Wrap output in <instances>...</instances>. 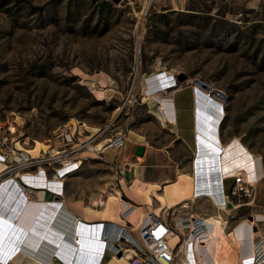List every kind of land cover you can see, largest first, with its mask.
I'll return each instance as SVG.
<instances>
[{"label": "rangeland", "instance_id": "374dc122", "mask_svg": "<svg viewBox=\"0 0 264 264\" xmlns=\"http://www.w3.org/2000/svg\"><path fill=\"white\" fill-rule=\"evenodd\" d=\"M164 71L180 88L164 93L174 100L177 128L142 89L149 75ZM196 88L224 111L223 145L250 152L264 172V0H0V138L34 157L40 142L48 145L45 156L71 149L81 168L70 175L94 177L107 194L117 181L115 158L105 154L110 148L98 154L78 144L101 145L122 130L129 149L141 141L165 162L167 167L153 166L152 176L191 173ZM64 131L71 135L68 145ZM240 176L248 183L237 194L229 193L233 177L224 179L233 206L217 208L198 197L159 215L171 225L207 215L201 217L219 225L224 220L227 231L236 219L249 220L254 198H264V175L253 184ZM121 182L129 194L130 185ZM187 186V180L167 186L166 199L178 198V187ZM239 203L244 205L234 206ZM184 251L176 247V264L184 261Z\"/></svg>", "mask_w": 264, "mask_h": 264}, {"label": "crops", "instance_id": "0c3cea01", "mask_svg": "<svg viewBox=\"0 0 264 264\" xmlns=\"http://www.w3.org/2000/svg\"><path fill=\"white\" fill-rule=\"evenodd\" d=\"M178 90H180V88L176 91ZM172 102L174 104L173 99ZM167 106L169 107V104ZM171 125L177 128V112L175 114V125ZM143 144L144 143L141 141H134L129 149L130 145L125 143L123 149L120 150L122 155L131 157L134 164L139 165L134 169H132V166L126 171L123 177L125 184L136 187L140 189L141 192L142 188H144L143 183L157 184L159 187L156 191L158 192H161L162 189H166L169 185L177 184L178 186V177L185 172H177L174 179L169 178L163 180L160 178L158 179L155 175L152 176L151 172H153V166L164 165L165 162L163 159L160 162L156 161L147 146H144V153L142 156L135 155V147ZM227 147L228 145H226V148ZM107 152L112 153V157L105 155L108 157V160L116 157L117 152L115 150L108 149L105 151V154ZM230 153V158L225 161L224 166H221L223 177L231 176L240 170L244 178L254 180L255 183L264 175L260 163L258 166L256 163L257 159H255L250 152H246L245 149L239 148L237 151H230ZM165 155L166 154H164L162 158H164ZM137 156H139V160L136 159ZM230 161H233L234 166H231L232 162ZM163 167L167 166L164 165ZM1 169L2 164L0 163V170ZM77 172H79V170ZM190 183L191 182L188 181V186L183 191H180L178 187V198L167 200L166 194L162 195V197L165 201H173L176 203L178 200L180 201V199L188 196L190 192ZM110 184H112L110 188L114 190L113 192H115V186L118 187V191H120L124 201L135 203V205L139 207V210L135 208V210L126 217L127 221L130 222L133 227L140 221L142 217L140 214L143 211H152L153 208L160 204L155 193L152 192L153 190L150 193L152 201L147 202L145 198L141 196V192L137 196L129 195L124 190L122 182L118 183L114 180L111 181ZM222 187L224 190L223 178ZM12 190L14 191V197L5 195L4 201H2L3 195L0 196V204H2L0 205V214L5 223L3 224L4 226L2 225V229L5 228V230L9 231V229L15 225L16 229L14 230L20 233V238L17 239L15 234L13 238V240L16 238L14 240L15 242H12L17 247L21 246L24 247V249H16V252L14 251L13 253V257L7 264H72L75 258H77L76 264H130L124 257L115 256L118 254L115 253L114 246H111L109 243H104L106 232H114L117 226L123 221L120 214L122 204L120 202L116 206V209L114 207L112 216H105L104 210L108 194L105 193V185H102L99 180L97 181L94 177L85 178L80 175H67L64 178V193L62 196H58L57 199L48 192H34V196L37 199H43L45 201V205L37 210L31 209L32 207L30 208L29 205L25 204L21 210L17 212L19 210L17 206H12L11 204L15 199L10 201L11 205H8V199L16 198L18 195L15 187H13ZM153 199L156 200V205H154ZM186 201L188 203L190 200L186 199ZM255 201L254 198L252 200L254 205L252 210H250L251 214L248 215L252 219L246 220L243 217L236 219L226 231V233L231 231L230 234H226L225 231L219 233L224 223V220H221L220 230L217 233L219 237L217 238L216 236V240L213 242L215 244L213 255L218 261V264H241V259L250 257L254 254L257 238H262V240H264V198L259 195L256 203ZM239 205H244V203H239L234 206L239 207ZM28 206L30 208V213L26 212L28 214L24 215L28 217V220H24L23 224H21L19 220H21ZM2 207L4 210H2ZM5 207H8V210H6ZM167 209L165 211H167ZM200 216L207 215H199L196 213L191 215L190 218H198ZM92 224L95 225L91 226ZM101 224L103 232L105 233V235L103 233L102 237L100 233ZM210 225L212 227V224ZM223 235L224 237H222ZM73 237L79 238L77 245L73 241ZM75 245L77 247H75ZM258 264H264V261Z\"/></svg>", "mask_w": 264, "mask_h": 264}, {"label": "bare ground", "instance_id": "6f19581e", "mask_svg": "<svg viewBox=\"0 0 264 264\" xmlns=\"http://www.w3.org/2000/svg\"><path fill=\"white\" fill-rule=\"evenodd\" d=\"M144 83L145 84H143L142 89L143 90L147 89V93H145L146 95L145 97L155 99V101L158 104L160 115L162 114L161 117L165 120V122L169 123L170 121H174L176 111L174 108V104L172 102L171 95L164 93L166 91H170V89L173 90L179 89L176 79L172 75H170L169 72L164 71L162 73L156 72L149 75L145 79ZM177 86L178 88H176ZM194 97H195L194 122H195L196 142H195V149L193 151V160L191 163V174L184 173V174H180L178 177V182L182 180H187L191 182L189 186L190 192L188 196L180 199V201L178 200V202L175 203L173 201L164 200L162 195L166 194L167 192L165 189H162L161 192L156 191V189L159 187L157 184L143 183L144 188H142V192L140 189L133 186H129L128 188L130 195L137 196L141 192L142 193L141 196H143L145 200H150L151 199L150 193L152 190H155L156 198L160 201V204L157 207H155L153 211H149V212H152L156 216H159V214H161L162 211H165L168 207L175 206L180 203L187 204V202H185L186 199L190 201H194L195 198L198 197H207L213 202V204L217 208H223V204H228V202H230L229 197L226 195V193L223 192L224 191L222 187L223 174L221 173V166H224L225 161L228 159V158L226 160L224 159V154L228 152L230 153V149L232 150V148L230 147L226 148L223 145L220 137V125L223 120L224 111L220 112V107H218L220 105L216 103L214 100L210 99L207 96V93L203 91V89L201 90L199 88H196V94L194 95ZM168 104L169 107L167 106ZM119 110L120 109H116L115 113L119 112ZM88 146H89L88 149H95L99 147L100 144L99 145L88 144ZM46 147H48L46 143L40 142L39 145L36 146V148H34V150L39 154H41L42 150L46 151ZM18 149L22 150V148H18ZM61 153H63V150L53 152V154L55 155ZM23 154L25 156L28 155V153H26L24 150H23ZM29 156L34 157L30 154ZM229 156H231V154H229ZM239 171L240 170H238L234 174H240ZM250 182H252L253 184L254 180H250ZM48 185L53 189H58L59 187V183L57 182H50L48 183ZM13 187L14 186L12 185L10 186L9 183H4L3 186H0V196L3 195L2 201H4L5 195L14 197L13 196L14 191L12 190ZM121 197H122L121 193L118 190H115V192H111L107 195L105 210H104L105 216H112V214L114 213V207L116 209V206L120 202L122 204L121 210L123 209L124 199L123 198L121 199ZM20 199L21 198H19L18 195L16 198H11V199L9 198L8 205L11 204L12 206L16 205L17 208L19 209L17 212H19L25 204L30 206V203H28V201L24 203L23 200L21 199L22 200L21 201ZM10 201H12L11 204ZM29 206L27 209H25L26 211L21 217V220H19L21 224H23L24 220H28V217L24 215L28 214L26 212L30 213V208L32 206H30V208ZM5 208L6 210H8V207ZM135 208L139 210V207L135 205L132 211H134ZM2 210H4L3 207ZM145 211H143L140 214V216H142ZM1 217L2 216L0 214V264H7L9 260L12 258V257L9 258V256L12 255L16 249L23 250L24 247L21 246L17 247L16 245L13 244L12 241H14L16 238L17 239L20 238V233L15 232L14 230L15 225L11 229H9V231L5 230V228L2 229V225L5 223L3 222V220H1ZM195 218H196V224L194 225L191 223L190 224L187 223L186 225H184L183 219L180 220L177 219L175 222L176 226L179 227L182 233L184 232L185 227L189 226V229L187 233L184 235L183 240L181 241V243H179V247L183 246V248L185 249L184 261L182 262L183 264H218V261L215 259V256L213 255L214 254L213 248L215 245L213 242H215L217 233L220 230V225H219L220 221L210 220L209 217L204 218L201 216ZM210 224H212V227H210L211 226ZM223 227L224 226L222 224L219 233L224 232ZM15 234H16V238L13 240ZM187 234L189 235L188 238H187ZM218 237L219 235L217 236V238ZM73 238H74L73 240L74 242L76 239L79 241L78 237H73ZM174 239H176L177 241L178 235L177 233L172 232L169 235V243L171 244V241ZM104 243L106 244L105 240ZM75 244L77 245L78 242ZM174 244L175 242L171 245ZM76 245L75 247H77ZM115 256L124 257L126 260H128L125 254L115 255Z\"/></svg>", "mask_w": 264, "mask_h": 264}, {"label": "built area", "instance_id": "2783aa9c", "mask_svg": "<svg viewBox=\"0 0 264 264\" xmlns=\"http://www.w3.org/2000/svg\"><path fill=\"white\" fill-rule=\"evenodd\" d=\"M66 132L63 134V139H66L63 142H65V145H68L67 141L71 138V135L70 133L66 134ZM125 138V132L122 130L115 131L107 138L106 142H103L99 147L93 149L98 154L108 148L117 152L111 164L114 167L118 183L121 182L126 171L134 164L131 157L120 153V150L124 147ZM7 140V136H1L0 138V163L2 164L0 186H3L4 183H9L10 186L16 187L19 198L24 203L28 201L30 206H32L31 209L37 210L45 205V201L43 199H37L34 196V192L42 191L48 192L52 196H62L64 193V178L67 175L77 172L81 168V158L71 154L74 152L71 149L65 155L56 154L57 156H45L42 153L36 157H31L29 154L25 156L23 150L17 149L15 145L8 146ZM88 144V142H82L78 146H86L89 148ZM240 174L231 175L234 180L229 189L230 194H237L239 191L245 190L244 186L248 182H245ZM225 177H223V182ZM50 182L59 183L58 189L51 188L48 185ZM224 192L228 196L225 186ZM123 204V209L120 211L123 221L117 226L114 232H106L105 235L101 224L100 233L101 237L104 233L106 244L109 243L111 246H114L116 254L118 252H120V255L125 254L131 264H176V247L183 240L185 233H182L175 223L171 225L165 217L156 216L148 210L143 213L140 221L133 227L127 221L126 217L132 212L135 203L124 201ZM223 205L226 206V204ZM231 205L233 206V204ZM1 220H3L2 217ZM223 222L225 231L226 222ZM190 223L193 225L196 224V218H190L188 224ZM183 224L186 225L187 223ZM93 225L95 224L91 226ZM172 232L178 235V240L174 245L169 243V235ZM230 233L231 231H228L226 234ZM188 236L187 234V238ZM77 242L78 240L76 239L75 243ZM262 261H264V240L257 238L254 254L241 259V264H258ZM181 263L183 264V262Z\"/></svg>", "mask_w": 264, "mask_h": 264}, {"label": "water", "instance_id": "95a60500", "mask_svg": "<svg viewBox=\"0 0 264 264\" xmlns=\"http://www.w3.org/2000/svg\"><path fill=\"white\" fill-rule=\"evenodd\" d=\"M113 1L118 2L120 0H113ZM178 78H179V80H182L184 78V76L180 75V76H178ZM143 153H144V146L143 145H137L135 147L134 154L135 155H143ZM54 197H55V199H57L58 196H54ZM228 206H231L230 202H228ZM249 219H250V217H249ZM118 255H120V252H118Z\"/></svg>", "mask_w": 264, "mask_h": 264}]
</instances>
